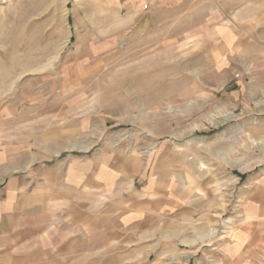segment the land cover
<instances>
[{
    "label": "crops",
    "instance_id": "1",
    "mask_svg": "<svg viewBox=\"0 0 264 264\" xmlns=\"http://www.w3.org/2000/svg\"><path fill=\"white\" fill-rule=\"evenodd\" d=\"M215 1L224 3L207 30L212 72H248L256 104L201 130L190 155L178 143L157 156L125 145L73 153L86 124L72 129L64 115L63 127L8 156L1 129L0 264H264V160L247 168L248 145H264V0ZM6 36L0 22V55ZM6 65L0 57V97ZM46 107L58 117L60 107Z\"/></svg>",
    "mask_w": 264,
    "mask_h": 264
},
{
    "label": "rangeland",
    "instance_id": "2",
    "mask_svg": "<svg viewBox=\"0 0 264 264\" xmlns=\"http://www.w3.org/2000/svg\"><path fill=\"white\" fill-rule=\"evenodd\" d=\"M223 3L0 0L7 31L0 57H7L9 83L0 97V130L8 156L49 127H63L64 115L72 129L86 124V136L73 137V153L125 145L157 156L178 143L192 154L202 131L213 134L245 101H257L246 99L256 82L248 72H212L207 30L221 23ZM232 3L234 12L240 2ZM241 84V98L230 101ZM47 105L60 107L58 117L46 116ZM263 160L264 145H248L247 168ZM12 163L15 157L4 162Z\"/></svg>",
    "mask_w": 264,
    "mask_h": 264
}]
</instances>
